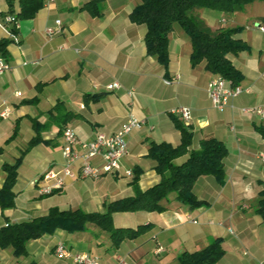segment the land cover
<instances>
[{
    "label": "crops",
    "instance_id": "0c3cea01",
    "mask_svg": "<svg viewBox=\"0 0 264 264\" xmlns=\"http://www.w3.org/2000/svg\"><path fill=\"white\" fill-rule=\"evenodd\" d=\"M88 1L43 0L34 17L18 22L17 39L7 46L10 69L0 75V104L11 106L12 114L0 119V188L6 175L2 165L19 162V166L14 205L0 207V228L43 216L52 207L101 210L110 201L133 195L135 176L141 189L157 183L148 147L151 141L177 145V122L192 132L191 149L210 137L224 143V181L213 175L199 177L192 190L201 205L194 208L170 193L161 200L160 212L113 213L116 228L146 225L117 246L109 232L89 223L82 231L58 229L30 239L24 255L16 256L12 246L0 248V264H73L56 257L58 242L97 256L100 264H179L180 253L202 249L217 237L224 254L215 264H257L264 256V220L254 211L264 188V142L256 127L264 125V116L242 109L264 110V30L259 29L264 27V0L229 13L199 10L212 29L240 28L234 37L249 47L228 54L243 75L238 86L244 91L232 100V108L223 111L212 106L206 90L217 74L208 71L204 61L190 62V39L178 24L168 35L165 68L146 53L144 25L129 19L140 0H93L92 8L100 9L97 15L83 8ZM8 11L7 0H0V40L9 38L1 19ZM49 28L54 30L51 35ZM114 81L120 88L108 90ZM180 106L190 108V122L171 114ZM130 115L145 124L127 136L128 153L118 172L98 179H67L59 191L38 193L34 181L63 163L64 126H71L79 139L91 140L98 132H116ZM32 139L36 141L28 146ZM126 169L134 171L131 176L125 175ZM83 179L91 181V192L83 189L88 187Z\"/></svg>",
    "mask_w": 264,
    "mask_h": 264
},
{
    "label": "trees",
    "instance_id": "16d2710c",
    "mask_svg": "<svg viewBox=\"0 0 264 264\" xmlns=\"http://www.w3.org/2000/svg\"><path fill=\"white\" fill-rule=\"evenodd\" d=\"M15 1V2H14ZM254 0H140L129 13V19L144 25V44L146 53L155 56L165 68L168 66V35L174 24H178L190 39V62L197 64L204 61L205 68L224 77L232 86L242 80V73L233 65L228 54L248 49V45L234 35L240 28H210L200 17L199 10L213 9L224 12L240 11L245 4ZM9 11L2 15L3 24L16 34L15 23H5L3 17L11 14L15 21L30 19L43 6V0H7ZM93 0L86 2L83 8L93 15L100 13L99 7L92 8ZM15 40L3 38L0 40V57L7 58V46ZM56 110H58L56 108ZM69 114V112H65ZM64 122V121H62ZM36 126V123L34 124ZM180 131V141L177 145L167 142L151 141L148 156L155 161L154 170L159 175V181L146 189H141L138 177L132 179L134 194L110 201L106 210L84 211L77 209H59L52 207L43 216L34 217L28 221L7 224L0 228V248L12 246L16 256L26 253L25 245L30 239L44 234H52L56 230L67 232L82 231L87 224L92 223L101 230L109 232L112 245L117 246L126 238H133L146 229V225L137 228H116L112 224V214L115 212L132 211H162L161 200L170 193H176V200L194 208L200 206L192 188L196 180L204 175H213L221 183L224 181V157L227 149L217 138L210 137L200 141L198 149H191L192 132L177 122ZM256 130L264 142V125H258ZM36 139L30 140L31 146ZM186 155L180 162L174 161ZM19 162L4 163L5 179L0 188V207L9 208L14 205L13 190L18 173ZM254 211L264 220V188L254 206ZM224 254L222 239L214 238L206 247L196 251H183L178 256L179 264H215ZM28 264H38L31 261Z\"/></svg>",
    "mask_w": 264,
    "mask_h": 264
},
{
    "label": "built area",
    "instance_id": "2783aa9c",
    "mask_svg": "<svg viewBox=\"0 0 264 264\" xmlns=\"http://www.w3.org/2000/svg\"><path fill=\"white\" fill-rule=\"evenodd\" d=\"M5 23L14 24L18 29V22L14 20L11 14L3 17ZM59 20L56 21L59 24ZM8 37L16 41V34L5 25ZM260 30H264L263 26H259ZM49 35L54 33L52 28L47 29ZM37 63V62H34ZM10 69L9 63L0 57V75ZM170 80H165V83H170ZM120 88V83L117 81L107 85L108 90ZM207 94L212 106L223 111L227 107H233L232 100L244 90L238 86H232L221 75H216L207 83ZM20 95V92H16ZM244 112H252L259 116H264V110L260 107L243 108ZM12 114V107L5 104H0V119H8ZM171 114L184 122L188 123L191 120V110L187 106H180L171 111ZM145 121L138 119L132 115L128 117L122 127L112 134L98 132L91 140H81L77 136L75 130L69 126H64L62 130L63 144L61 154L63 163L58 169L49 168L44 171L35 181L39 194H51L61 190L67 179L74 178H89L98 179L106 174H114L121 167L122 158L128 153L127 136L136 129L142 128ZM125 175L131 176L132 171L126 169ZM193 222H196L193 220ZM231 231V229H229ZM161 249V248H159ZM158 249V250H159ZM54 252L57 258L69 260L73 264H100L99 258L88 252H77L68 248L64 243L58 242L55 245ZM120 264H125L120 261ZM257 264H264V256Z\"/></svg>",
    "mask_w": 264,
    "mask_h": 264
},
{
    "label": "rangeland",
    "instance_id": "374dc122",
    "mask_svg": "<svg viewBox=\"0 0 264 264\" xmlns=\"http://www.w3.org/2000/svg\"><path fill=\"white\" fill-rule=\"evenodd\" d=\"M226 13H229V12H226ZM71 109H75L74 107H72ZM77 110V109H76ZM22 131L23 132H25L26 131V128L25 127H23L22 128ZM24 134V133H23ZM133 171V170H132ZM134 172V171H133ZM126 178H128V177H125V180H126ZM85 184H86V186H88V187H84L83 189H86L88 192H91V190L93 189L91 186H89L88 184L89 183H91V181L89 180V179H83L82 180ZM98 192H96V194H97ZM56 196H59V194H56ZM96 210H98V209H96ZM106 210V208H103V209H101V210H98V211H101V212H103V211H105ZM85 211V210H84ZM120 214H122V212H119ZM120 216H122L121 217V219H123L124 218V216L125 215H120ZM112 224H113V221H112Z\"/></svg>",
    "mask_w": 264,
    "mask_h": 264
}]
</instances>
